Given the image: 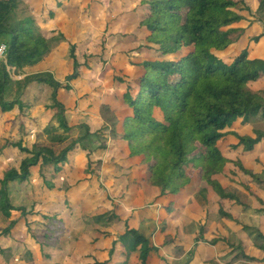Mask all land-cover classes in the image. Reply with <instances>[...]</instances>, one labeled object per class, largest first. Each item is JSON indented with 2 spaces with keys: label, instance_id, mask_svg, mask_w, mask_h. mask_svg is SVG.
<instances>
[{
  "label": "trees",
  "instance_id": "obj_1",
  "mask_svg": "<svg viewBox=\"0 0 264 264\" xmlns=\"http://www.w3.org/2000/svg\"><path fill=\"white\" fill-rule=\"evenodd\" d=\"M30 1L33 2L0 0V40L8 44L7 60L0 61V119L7 118L11 123L23 122V118L35 121L36 108L25 103L21 94L28 86L43 85L52 90V103L42 110L54 112L59 127L71 133L73 128L67 123V109L60 100V93L72 90L67 81L69 76L77 73L76 79L79 77L81 64L77 51L80 45L69 40L61 29L43 31L37 16L29 12L37 1ZM106 1L111 6L120 3L121 12L114 21L124 23L116 34L110 32L111 25H107L103 44L110 32L109 36H122L133 46L129 50L131 54H124L127 67L118 69L115 60L106 61L102 56L94 59L103 66L113 67V92L124 113L119 115L116 108L102 105L101 116L109 131L102 143L99 137L102 134L92 133L86 125V134L70 143L67 142L69 134L56 135L57 129L48 128L49 139L43 140L42 134H38L32 148L23 142L8 141L5 145L15 149L21 160L18 169L10 168L0 179V213L9 222L8 226L0 228V239L24 221L27 233L41 247L44 258L50 257L46 252L53 244L61 250L69 235L76 234L59 216L82 204L80 196L84 195L81 193L98 179L96 174L103 160L96 156L98 151L108 148L109 138L126 144L127 160L133 165L146 167L145 181L136 185L149 194L158 193L170 216L183 209V205H178L183 195L199 193L207 200L209 190L202 187L204 183L218 196L219 215L241 226L225 207L226 202L242 205L238 195L221 182L222 178H228L227 166L234 164L251 181L264 183V171L255 173L247 169L219 147L220 142L235 138L238 142L229 146L228 152L252 154L264 142V130L240 132L236 127L250 126L255 118L264 119V91L251 89L252 84L264 78V59L251 58L248 49L234 56L222 54L235 43V35L238 38L245 32L235 25L245 21L237 11L240 5L252 14L246 0H90L83 8L85 17L95 19ZM44 5L37 9L39 16L46 14L55 19L57 8L49 7L47 2ZM57 7H62V3L58 2ZM259 9H264V0H259ZM112 10L114 12V8ZM44 22H48L47 19ZM263 38L264 33L253 37L252 41L259 44ZM54 42L69 47V63L66 64L70 71L64 82L56 75L58 66L53 71L46 68L55 51ZM28 71L33 73L28 74ZM14 75L22 78L15 80ZM13 87L16 95L9 101L7 93ZM91 138H97L98 147L83 145ZM83 153L87 160L79 171L74 158ZM37 167L43 178L41 201L32 203L30 209L15 207L11 202V184L29 183ZM46 167L51 168L52 178L47 177ZM240 184L257 196L249 184ZM122 198L132 204V197ZM108 201L113 207L112 218L123 223L125 230L118 235L96 230L99 237L109 240L108 245L100 248L97 246L99 237L95 239L92 245L97 247L85 257L84 264H132L130 260L135 253L138 255L135 264H153L154 259L160 264H172L170 257L178 260L185 256L186 250L177 244L178 234L169 232L170 225L162 228L164 241L157 246L133 225L132 211L128 217L121 202L111 197ZM15 210L20 212L18 219L13 216ZM209 225L208 217L196 238V246L205 240ZM75 237L78 238L77 234ZM254 237L255 246L264 252V233L257 231ZM207 243L211 249L221 245L228 256H233L231 263L242 259L256 261L242 242L231 244L220 233ZM194 252L192 249L191 257ZM206 264L219 263L211 257Z\"/></svg>",
  "mask_w": 264,
  "mask_h": 264
},
{
  "label": "rangeland",
  "instance_id": "obj_2",
  "mask_svg": "<svg viewBox=\"0 0 264 264\" xmlns=\"http://www.w3.org/2000/svg\"><path fill=\"white\" fill-rule=\"evenodd\" d=\"M29 4L33 1L26 0ZM39 5H36L35 7H31L29 9V12L31 14H34L37 16L38 24L41 26L43 31L49 30L53 25L58 22V20L61 21L62 24L65 25V27L70 30L71 25L69 23H75V21L83 20L85 22H90L92 25L90 27V34L88 35V41L86 42V45H83L82 47L79 46V49L77 51L78 59L81 64L80 74L79 77L76 79L77 73H74L73 75H69V72L60 73L62 74V77L60 78L59 74L58 77L61 79V81H65L67 78V81L70 82L72 85V90L69 91V94L66 96L60 94V100H62L65 104V107L67 109L66 111V119L67 123L70 127L73 128L71 133H65L64 130H62L59 127L58 120L55 116L54 112H45L43 111V107L47 105H51V94L52 90L47 86H38V85H32L26 87L22 94L21 99L28 103L29 106H34L36 109L34 110L36 116L35 121H30L26 118H23V122H19V120H15L14 123H11L10 120H7V118H1L0 119V179L4 176V174L12 167L19 168L21 156L15 149H11L9 147H5L6 142H23L25 146H29L32 148L33 144L36 142L38 134H42L43 140H48L49 136L46 132V130L49 129H57V131L54 133L56 135H68L69 139L67 142H72L73 140L79 139L81 136L85 135L87 132V129L85 128L86 124H84L82 121V112H80L79 108L81 107L80 104L85 103V101H90L91 99H94L98 102H104L107 98H110L112 100V97L114 95L113 91V85H114V72L113 67L110 65L103 66V63H100L98 60L94 59L96 56H102L103 60L110 61V59H113L116 61L117 68L120 67H127L128 66V60L127 57H125V53H130V48L133 46L132 44L128 43L125 38H122V36H109V33H118L121 26L123 25V20H120L115 23V19L118 17V14L121 12L120 9V3H117L114 6H111L110 3L107 1L105 2V7L100 12L98 11L97 19H90L89 17H85L83 8L86 6L87 2L89 0H36ZM48 1L50 3L51 7L56 8L57 3H62V7H57L58 14L54 20L51 18H48V16L45 14V16H39L40 13H38V8L40 6H44V2ZM246 3L248 7L252 10V14L247 11L243 10V6L240 5L237 8V11H239L244 17L245 21L235 25L236 28L244 29L245 32L240 35V37L237 38V35H235V43L224 53L223 55L226 56H234L240 54L244 49H248L249 55L251 58H261L264 59V38L260 40L259 44H256L252 41L253 37H256L258 35H261L264 33V9H259V0H246ZM24 7V6H21ZM112 8H114L115 12H112ZM46 17V18H44ZM86 18V19H85ZM43 19H47L48 23H43ZM90 19V20H89ZM124 19V18H122ZM56 20V21H55ZM68 25V27H67ZM107 25H111L110 32H107V38L106 42L103 44L104 38H100L102 35L104 36V30ZM129 26V25H128ZM97 28L98 31L95 29ZM93 30V32H92ZM122 30V28H121ZM96 32L97 34H94ZM89 34V31H88ZM54 46V53L52 60L47 65L51 67H57L58 65H64L65 63H69V47L65 45H59L58 42L53 43ZM92 55V56H91ZM91 57V59H90ZM135 58V57H133ZM90 59V60H89ZM137 59V58H136ZM87 63V64H86ZM49 68L52 71L53 68ZM58 68V67H57ZM56 69V68H55ZM48 70V69H46ZM62 71V70H61ZM56 72V71H55ZM131 73V71H128ZM33 73V71H28V74ZM55 74V73H54ZM57 75V72H56ZM73 76V77H72ZM21 76H13V79H21ZM70 79V80H69ZM76 79V80H75ZM251 89L255 92L264 91V78H262L261 81L252 84ZM66 91V90H63ZM16 95V89L15 87L10 88L7 93V100L14 99ZM104 100V101H103ZM113 100L116 103V100L113 97ZM41 110V111H40ZM124 113V112H122ZM14 120V119H13ZM24 123V125H22ZM237 128H240V132H250L252 129H262L264 130V119H253L250 126L242 127L240 125L236 126ZM91 130V129H90ZM106 131V130H104ZM104 131H100L102 136L100 135L101 143L103 142V139L107 137V133ZM97 138H91L83 142V145L87 146L88 148H95L98 147L99 144L97 143ZM238 141L235 138H230L226 142H220L219 147L224 150L225 154L229 156L230 158L234 160H240L247 169H250L254 171L255 173H262L264 171V142L262 145H259L255 151L252 154H243L242 152H228L227 149L231 145H235ZM83 159V156H81ZM75 159V158H74ZM41 168V166H40ZM39 167L34 169V176L29 180V183H19L15 182L11 184V202L15 207H27L28 209L31 208L32 203L41 201L43 192H42V186H43V178L41 177V170ZM42 169V168H41ZM47 169L46 174L48 178H51V168L46 167ZM235 172V173H233ZM227 175L228 178H222L221 182L223 186L228 187L231 191L236 193L238 197L241 200V204H235L233 202H226L225 207L228 211L235 214V217L237 221L241 224H237L234 221H227L222 218H219L218 222H215L214 217L216 216V209H218V196L211 191V189L203 183L202 187L204 189H208L207 194V200H204L199 193H196L194 198L189 200V205L185 206L187 211H193L197 213H205L209 211L213 217L210 215V233L205 234L206 240H201L199 245L201 244L202 248L200 250H203L200 254H197L199 252V249L194 248V236L199 235L198 233V227L200 226L197 218H193V221L191 224H189L186 227H183L182 229V237L184 238L185 243L188 245L186 246V254L183 256L180 260H175L174 257H170V261L173 262L172 264H189L190 262L195 263L197 260L201 261V263L205 262L206 257L210 259L211 257L218 259L219 261H222L223 263L227 264H257L255 262H247L244 259H242L239 262L231 263L233 256H228L227 252L223 250L222 246L217 247V250L213 249V252L209 251L206 252L205 250V242L210 241L215 235H217L216 231L220 233V235L227 238V240L231 244L238 245L241 242L244 244V246L247 247L248 253L250 256L254 255L255 259L256 257H262L263 254L259 252H255L253 247L255 246V235L257 233V230L261 228V232L264 233V211L258 209H264V183L262 185H259L253 181H251L250 177L243 174L236 165L230 164L227 166ZM240 183L249 184L257 193V196L259 199L261 198L263 200V203H261L257 198H255L254 195H251L249 191H247ZM99 187L98 181L94 184L93 183V190L97 189ZM91 189V190H92ZM200 189V186L198 187ZM120 192V191H119ZM93 192H89V195L92 196ZM115 193L114 195H116ZM192 197L191 195H187L185 199ZM103 197H98L96 201L99 203L101 202V199ZM138 204L142 207H147L146 205H150L151 203L147 202L146 198L143 194L139 195ZM95 203V202H94ZM183 204V200H181L178 205ZM208 206V207H207ZM153 211H156L154 213H157L156 207ZM103 210H100L101 212L105 213L106 208H102ZM151 209V208H150ZM157 209V210H156ZM186 211V212H187ZM219 213V212H217ZM206 214V213H205ZM157 219L159 218L158 213ZM219 215V214H218ZM14 217H20L19 211H13ZM209 217V216H208ZM221 220H223L221 222ZM78 225L81 224V219L76 220ZM83 221H85V225L90 226L91 224L99 225L101 227H104L105 229L111 230L113 233L119 232V229L123 226L122 223H119L116 219L112 218V211H110L106 215H101L97 218H91L86 219L83 217ZM157 220H153L150 218V220H146L141 225V231L145 233L146 235L154 237V232H156L157 229ZM219 222L222 225H218ZM243 224L247 225V231L243 229ZM9 225L8 220L4 219L2 217V214L0 213V228L6 227ZM23 228L20 229L19 232H16V236L20 237V240H22V243L28 244L30 238L28 233ZM252 229V230H251ZM75 230V229H74ZM24 232V233H23ZM248 232V233H247ZM253 234L254 236H250L248 234ZM21 234V235H20ZM28 235V239L26 237ZM73 237L70 235V238ZM74 238V237H73ZM73 238L69 240L68 244H66V252L74 254L77 258L80 257V253L85 250L88 253L89 251H94L95 245H92V243H88L87 245L81 246L80 249L77 243L73 242ZM155 242L158 246H160V243H162L163 236L162 234H158L157 237L154 238ZM19 241V240H18ZM153 243L154 240H151ZM20 242V243H21ZM12 241L9 240L7 242L8 245H11L6 258H8V261H5L6 264H40L37 259L31 258L29 249L31 247H27L26 244H16L12 246ZM25 245V248L24 246ZM249 245L250 248L247 246ZM15 248V249H12ZM27 247V248H26ZM185 247V246H184ZM29 248V249H28ZM90 249V250H89ZM192 249L195 250L194 256L191 257V251ZM250 249V250H249ZM15 251V253H13ZM35 251V250H34ZM11 253H13L11 255ZM82 255V254H81ZM256 255V256H255ZM253 257V256H252ZM197 259V260H196ZM191 260L190 262H188ZM257 260V259H256ZM44 261V260H43ZM57 261V260H56ZM131 261V260H130ZM46 262V260L44 261ZM4 263V262H3ZM55 263V261L53 262ZM61 264L60 262H58ZM1 264V263H0Z\"/></svg>",
  "mask_w": 264,
  "mask_h": 264
},
{
  "label": "crops",
  "instance_id": "obj_3",
  "mask_svg": "<svg viewBox=\"0 0 264 264\" xmlns=\"http://www.w3.org/2000/svg\"><path fill=\"white\" fill-rule=\"evenodd\" d=\"M46 2L48 3V6L51 7L50 3L48 1H45L44 4ZM88 3L89 2H87V4ZM36 5H39V4L37 3ZM36 5H34V7ZM44 6H40L39 8H44ZM51 8H54V7H51ZM94 9H96V8H93V10ZM102 9H104V8H102ZM98 11L100 12V10H98ZM98 11H97V16H98ZM57 14H58V11H57L56 15ZM97 16L95 17L94 20L97 19ZM44 18H46V17H44ZM44 21H45V19H43L42 22L45 23ZM47 23L48 22H46V24ZM69 24L71 25L70 30H68L65 27V25L61 23L60 20H58V22H56L53 25V27H51L47 31H51L53 29H61L62 31H64L67 34V36H69V38H70L69 40H71L73 43L79 44L80 47H82L83 45H86V42L88 41V35L89 36L92 35V34H90V32H91L90 27L92 26L90 24V22H85L81 19L79 21H75V23H72V24L69 23ZM67 27H68V25H67ZM95 29L98 31L97 28H95ZM88 31H89V34H88ZM92 32H93V30H92ZM94 34H97V33L94 32ZM102 37H103V35L100 38H102ZM64 45L67 47L66 44H64ZM52 57H53V54L51 55V59H52ZM51 66L52 65H50L49 68ZM68 66H69V64H66V63L64 65H58L59 71L57 72V75L59 74L60 78L62 77V74H60V73H64V72L66 73V72L70 71ZM46 68H48V67L46 66ZM51 68H54V67H51ZM60 78H59V81L64 82V81H61ZM60 94L66 96L67 94H69V91H61ZM113 97L116 100V103L113 100ZM113 97H112V100L110 98H107L106 101L103 100L104 102L100 101L97 103V101H95L94 99H91L90 101H85V103L80 104L81 107L79 108V110H80V112H82V116H81L83 118L82 122L90 127L92 133L106 130L107 123L104 121V119L101 116V107L103 104H108V105L112 106L114 109L116 108L118 110L119 115L123 114L122 113L123 108L121 106H119L118 100L115 98L114 95H113ZM104 132L107 134L109 133V131H107V130ZM107 146H108V148L105 151H98V156H96V158H101L103 160L102 168L96 174L98 176V179H96L92 182V184L90 185V188L86 189L83 193H81V195L82 194L84 195V196H80V200L82 201L81 202L82 204L75 206L70 210L63 211L61 213V215L59 216V218L64 220L66 227L68 229L71 228V232L76 231L78 238L76 239L75 233H72V236L74 238L73 237H71V238H73V242L80 245L78 249H80L81 246L87 245L90 242L93 243V241L99 237L98 234L96 233V230H100V231L106 232V233H111L112 235H115V234L118 235L125 230V226H122L119 229V232L113 233L111 230L105 229L104 227H101L99 225L91 224L90 226H87V225H85V221H83V217H85L87 220L94 218V217L95 218L100 217L102 214H104V212L100 211V210H103L102 209L103 207L104 208L107 207V209L105 210L106 213L112 211L113 207L108 201L109 197H111L113 200H115L117 202L122 203L125 212L128 213V217H130V213L132 211V214H134L133 215V217H134V221H133L134 224L133 225L136 226L139 229V231L142 234H144L146 237L151 239L150 236L146 235L145 233H143L141 231V225L144 221H146L148 219L150 220V218H151L155 221L156 220L158 221L156 232H154V237H152L154 242H155L154 238L157 237L158 234H162V228L165 225H170L169 232L172 234H178L177 244L181 245L183 247L185 246L184 247V249H185L188 244L185 243V241H184L185 237H182V234H181L183 227H186L189 224H191V222L193 221V218H197V221L200 225L198 227V233L200 234V229L206 223V219L208 218V216H209V218L213 217L211 215V213L209 211L207 212V210L205 212L206 214L203 212L200 214V213L193 212V211H187L185 206H188L189 200L191 198L193 199L195 196V194H192V197L185 199V197H187V195H188L187 194V195L181 196V198L183 200V204L181 203L180 206L183 205L184 206L183 209L180 212H177L174 215L170 216V214L165 209V206H164L165 201H163L162 199H159L157 197L158 193L149 194L147 192V190H144L141 186L136 185V183L145 181L146 167L133 165V163L131 161L127 160V152L128 151L126 148V144L122 141H113L109 138ZM81 156H83V159L81 158ZM86 160H87L86 155L84 153L75 156L74 163H75L77 170L80 171V169H83V166H84ZM51 178H52V175H51ZM97 181H98L99 187L97 189L93 190L92 189L93 183L95 184ZM90 191L93 192L92 196L89 195ZM115 193H117V194L114 195ZM140 194H143L144 197L146 198L147 202H149L151 204L146 205L147 207L140 206L138 204V201H139L138 199H139ZM127 195L132 197V204L127 203V201H125L122 198V197L127 196ZM98 197L99 198L103 197L101 199L100 203L98 201H96ZM95 198H96V200H95ZM152 207H156L157 209L159 208V210L156 209L157 213L159 215L158 219H157V215H156L157 213H154L156 211H153L154 208L152 209ZM218 209H219V206H218ZM258 210H262L261 211L262 213L264 211L263 209H258ZM217 212L218 211L216 209V216L214 217L215 222H218L219 218H222L220 215H218L219 213H217ZM208 213L211 215V217H210V215H208ZM112 214H113V212H112ZM233 216L235 217V214H233ZM15 218L18 219V217H15ZM80 219H81V224L78 225L76 220H80ZM117 221L119 223H121L119 220H117ZM222 221L223 220H221V222ZM221 222H219L218 225H222V224H220ZM122 225H123V223H122ZM244 226L246 227L247 225L243 224V228H244ZM21 228H23L22 231L24 230V232L25 231L27 232V228H26L24 221L19 222L18 226L12 231V233H10L6 236H3L0 239V249L4 250V252H1V250H0V263L1 264H6L5 261H8V258H6L7 253L12 252V251L8 250V249L11 250V248H10L11 245L7 244V242L9 240L12 241V243H11L12 246L16 245V244H26V243H22L21 242L22 240H20V237L16 236V232H19ZM210 229H211V227L208 230L209 233H210ZM244 230L247 231V228H245ZM260 230H261V228L258 229L257 231H260ZM216 233L218 234L219 232L216 231ZM28 235H29V233H28ZM28 235H26L27 239H28ZM70 235H69V239L65 243L64 248H62L61 250L56 248L57 244H53L52 247L49 248V250L46 252V254H50L49 258H44L41 247L35 242V240L30 238V236H29L30 240H29L28 244H26V246L31 247V249L28 248L29 252L31 254L30 255L31 258H34V259L38 258L37 261L40 264H59L58 262H60L61 264H84L85 263L84 261L86 259L85 257L87 255H89L91 251L86 253L87 251L83 250L79 254L80 255L79 258H77L74 254H72V252L67 253L66 252V244H68L69 240H71ZM162 236H163V234H162ZM198 236L199 235L194 236L195 240H194L193 247L199 249V252H197V254H200L201 252H203V250H200L202 248L201 244L199 245V243H198V246H196V238ZM104 238L105 237H102V236L99 237V242H98L99 244L97 245L98 247L102 248V247L108 245L109 240L106 238L104 239ZM163 241H164V236H163L162 243H163ZM162 243H160V245H162ZM205 243L206 244H203V245H205V246L207 245L205 247L206 252H209L211 250L213 252V249L217 250V247L218 246L220 247V245H217V247L215 246V247H212V249H211L210 246L208 245L207 241ZM154 244L157 245L156 242ZM23 246L25 248V245H23ZM97 246L95 245V247H97ZM247 246L250 248L249 245H247ZM253 248H254L256 253L259 252V253L263 254L262 257H259V256L256 257V259H257L256 263L257 264H264V252L262 250H259L257 247H253ZM12 249H15V248L12 247ZM13 253H15V251H13ZM13 253H11V255ZM137 256H138L137 253L133 254L130 263H132V264L137 263L138 262ZM252 256H253V258H255L254 255H252ZM214 259L219 264H227V263H223L222 261H219L216 258H214ZM43 260L44 261L46 260V262H44ZM178 260H180V259H178ZM207 260H208V258L206 257L204 263H201V261H198V260L195 263L190 262L191 260H189L188 262H190L189 264H206ZM54 261H55V263H53ZM153 264H160V262L157 261L156 259H154ZM184 264H187V263H184Z\"/></svg>",
  "mask_w": 264,
  "mask_h": 264
},
{
  "label": "built area",
  "instance_id": "obj_4",
  "mask_svg": "<svg viewBox=\"0 0 264 264\" xmlns=\"http://www.w3.org/2000/svg\"><path fill=\"white\" fill-rule=\"evenodd\" d=\"M8 53V44L0 40V61L6 62Z\"/></svg>",
  "mask_w": 264,
  "mask_h": 264
},
{
  "label": "water",
  "instance_id": "obj_5",
  "mask_svg": "<svg viewBox=\"0 0 264 264\" xmlns=\"http://www.w3.org/2000/svg\"><path fill=\"white\" fill-rule=\"evenodd\" d=\"M73 77V76H72ZM70 80V79H69Z\"/></svg>",
  "mask_w": 264,
  "mask_h": 264
}]
</instances>
